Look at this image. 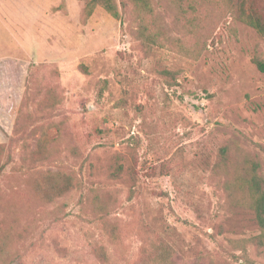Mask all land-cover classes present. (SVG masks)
Returning a JSON list of instances; mask_svg holds the SVG:
<instances>
[{"label": "rangeland", "instance_id": "rangeland-1", "mask_svg": "<svg viewBox=\"0 0 264 264\" xmlns=\"http://www.w3.org/2000/svg\"><path fill=\"white\" fill-rule=\"evenodd\" d=\"M90 1L0 0V264H264L226 186L264 174V36L224 0Z\"/></svg>", "mask_w": 264, "mask_h": 264}, {"label": "trees", "instance_id": "trees-1", "mask_svg": "<svg viewBox=\"0 0 264 264\" xmlns=\"http://www.w3.org/2000/svg\"><path fill=\"white\" fill-rule=\"evenodd\" d=\"M135 7L142 8L146 13H152L151 0H128ZM181 2V0H175ZM189 1V0H188ZM192 2L195 0H191ZM227 2L229 8L235 12L239 20L254 28L260 35L264 36V20L262 17L248 7L247 0H224ZM102 6L115 19L121 17L119 8L115 0H91L89 2V10L93 12L95 6ZM193 9V5H191ZM258 69L264 73V61H256ZM227 153L224 148L222 150L223 162L227 165ZM246 167L243 168L244 174L240 178L228 179L226 181L227 190L232 199L240 205H243L255 214L257 224L260 228L261 234L256 237L255 244L264 245V174L260 171V163L253 160L245 161ZM122 172V166H118L113 174V177H119ZM81 182V180H79ZM93 205L95 209L104 214L111 212L113 205H102L100 202V193L93 191ZM162 264H166L163 258L160 260Z\"/></svg>", "mask_w": 264, "mask_h": 264}]
</instances>
